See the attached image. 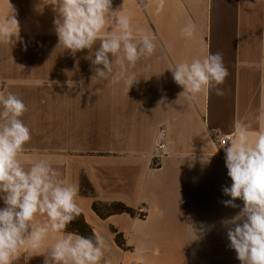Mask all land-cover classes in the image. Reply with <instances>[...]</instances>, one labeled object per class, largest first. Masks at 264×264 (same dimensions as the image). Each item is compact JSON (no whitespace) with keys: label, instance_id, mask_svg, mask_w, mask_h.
I'll return each instance as SVG.
<instances>
[{"label":"crops","instance_id":"crops-1","mask_svg":"<svg viewBox=\"0 0 264 264\" xmlns=\"http://www.w3.org/2000/svg\"><path fill=\"white\" fill-rule=\"evenodd\" d=\"M50 2L0 0V24L17 30L11 13L19 24L18 38L0 41V92L27 106L24 169L47 158L60 179L78 186L80 213L107 245L99 264H241L223 221L243 201L224 204L232 180L220 144L224 134L235 135L238 119L250 137L264 131V0H112L137 38H155V52L128 69L138 78L129 90L112 74L95 76L103 67L92 63L99 39L74 55L59 44ZM189 23L191 37L181 34ZM110 24L100 36L116 31ZM209 52L221 53L228 69L218 86L224 94L215 85L185 91L169 68ZM217 128L221 135H208ZM121 204L136 214L116 211ZM32 223L49 221L37 212ZM65 232L50 231L35 249L27 239L12 264H44Z\"/></svg>","mask_w":264,"mask_h":264},{"label":"clouds","instance_id":"clouds-1","mask_svg":"<svg viewBox=\"0 0 264 264\" xmlns=\"http://www.w3.org/2000/svg\"><path fill=\"white\" fill-rule=\"evenodd\" d=\"M50 3L57 12L53 22L59 44L73 55L92 49L97 39L100 40L92 63L103 67H96L95 76L107 78L112 74L114 80L123 79L128 90L138 81L136 74L128 69L141 57L155 52V38L151 34L141 32L137 38L130 18L113 10L112 0H51ZM109 21V27L116 31L109 30L100 36ZM9 23L17 30L0 24V41L11 43L13 36L18 38L19 24L12 13ZM194 30L195 25L189 23L181 29V34L191 37ZM109 54L116 57L115 61ZM169 69L174 81L189 93H199L215 85L216 94H224L218 86L229 73L219 52H209ZM0 107V199L5 205L0 208V264H12L27 239H31L33 249L40 247L50 231L65 230L81 210L76 200L78 186L60 179L49 159H37L30 169H24L19 154L31 139V130L21 119L27 111L26 104L12 92H0ZM233 127L235 135L226 136L222 143L232 180L230 187L223 188L224 194L231 197L224 204L238 207L235 200L239 198L243 207L223 223L228 226L230 247L241 264H264V131L250 137L249 125L239 119ZM213 134L222 133L218 128L208 131L209 136ZM37 212L45 213L49 223L34 226L32 220ZM106 246L100 235L94 234L93 238L65 232L47 253L44 264H99Z\"/></svg>","mask_w":264,"mask_h":264},{"label":"trees","instance_id":"trees-1","mask_svg":"<svg viewBox=\"0 0 264 264\" xmlns=\"http://www.w3.org/2000/svg\"><path fill=\"white\" fill-rule=\"evenodd\" d=\"M96 210L98 207L95 205ZM116 211H128V213L135 215L136 211L132 208H129L125 204H121L115 208ZM98 211V210H97ZM82 232L84 235L87 237H93V232L88 225V223L85 221V218L82 213L78 217H76L71 223L67 225L66 231H71V232ZM123 241L119 239V244L123 245Z\"/></svg>","mask_w":264,"mask_h":264},{"label":"rangeland","instance_id":"rangeland-1","mask_svg":"<svg viewBox=\"0 0 264 264\" xmlns=\"http://www.w3.org/2000/svg\"><path fill=\"white\" fill-rule=\"evenodd\" d=\"M114 208L115 206H107V205H102L101 206V209L104 211V212H107L108 210H111V211H114Z\"/></svg>","mask_w":264,"mask_h":264},{"label":"built area","instance_id":"built-area-1","mask_svg":"<svg viewBox=\"0 0 264 264\" xmlns=\"http://www.w3.org/2000/svg\"><path fill=\"white\" fill-rule=\"evenodd\" d=\"M162 135L165 136V131H163ZM228 135H231V134H224V135L222 136V138H221V144H220L221 146H222L223 140H224L225 137L228 136ZM232 136H233V135H232ZM159 146L164 148L165 145H164L163 143H160ZM225 146H226V145H225ZM222 147H223V146H222Z\"/></svg>","mask_w":264,"mask_h":264}]
</instances>
